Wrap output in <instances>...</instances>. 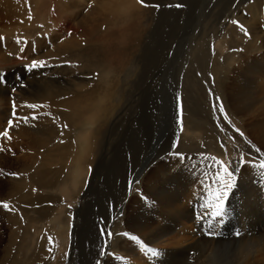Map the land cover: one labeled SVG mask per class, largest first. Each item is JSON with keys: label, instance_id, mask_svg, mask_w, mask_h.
I'll list each match as a JSON object with an SVG mask.
<instances>
[{"label": "rangeland", "instance_id": "rangeland-1", "mask_svg": "<svg viewBox=\"0 0 264 264\" xmlns=\"http://www.w3.org/2000/svg\"><path fill=\"white\" fill-rule=\"evenodd\" d=\"M134 1L137 2V10L134 7L126 10V4H131L127 0H90L86 3L88 6L84 14L95 2H106L107 10L113 7V16L129 19L124 25L109 26V32L105 30L106 36L107 33H114L115 36L105 42L106 46L97 44L101 55L95 56L92 50L91 54H82V57L37 58L36 61L46 63L34 68L30 65L35 60L27 59L21 63L20 72L11 71L10 79L17 78L20 88L23 86L21 89L28 91V97L38 83L30 84L24 78L37 74L33 71L41 69L43 71L37 77L56 79L69 90L66 99L74 101L72 98L79 96L76 99L79 103L84 97L91 98V105L83 118L78 120L75 117L69 126L62 118L70 110L64 98L53 108L48 104L21 100L18 90L8 86L9 90L5 92L7 99L3 98L4 107H0L7 110L6 115L10 113L4 118L5 126L0 132V180L25 177L28 181L26 192H37L39 198L29 202L21 191L7 194L6 184L4 189V185L0 186V192L6 191V194H0V202L8 204L4 207L0 203V254L7 242L9 229L16 227L17 222L23 225L17 240L19 246L12 248L8 264L16 259L21 264H38L34 254L43 233L52 236V246L40 264H133L131 260H126L129 258L123 249H120L121 253L114 252L120 244V237L128 239L127 243H131L147 264H167L170 250L152 241L151 244L152 233L143 235L137 228L138 222L145 217L152 216L156 220V209L162 207L160 202L164 200L158 193L161 185L165 186L171 200L181 199L187 206L191 233L203 238L200 244L189 246L190 249L185 245L184 258L182 255L180 259L174 256L173 261L178 264L207 261L209 252H202L205 247H217L214 251L216 257L228 252L233 258L240 243L264 235V174L251 163H240L242 157L246 161L258 162L261 153H264L262 149L260 152L254 149L260 146L252 138L253 134L258 135L254 124L258 115L261 113L257 123L264 119V109H257L259 105L253 104H264V91L249 85L248 74L242 71L254 63L264 69V48L258 53H247L246 47L254 45L255 39L252 40V34H244L240 20L234 14L239 9V15L251 18L249 5L255 0ZM260 13L264 18L263 8ZM260 29L264 31V22ZM257 44L260 46L261 42ZM85 45L91 46L88 39L86 42L82 40V46ZM206 47L210 49L209 54H200ZM75 49L80 51V48ZM251 56L256 58L248 59ZM86 61L91 65H86ZM3 73L6 74L5 71ZM256 73L258 69H254ZM5 74H0L2 83L9 78ZM28 84L31 86L28 87ZM221 103L225 109L227 104H240L242 112L232 114L225 109L222 111L219 108ZM98 109L102 111L96 115ZM249 110L253 111L245 112ZM233 116L241 118L244 123L236 122ZM30 121L33 124L42 121L51 123L56 127L55 132L48 146L43 151L41 149L39 157L33 155L31 169L17 172L5 160L8 158L12 162L22 152L10 151L3 143L4 133L13 134L12 129L16 125ZM99 122H102L101 132L99 136L97 134L94 150L81 153L84 142L92 139ZM68 143L72 144V150L76 146L78 150L74 149L68 158L60 154L52 155L61 153ZM23 147V151L28 150L26 145ZM246 147L255 151H247ZM52 159L55 161L53 166L61 169L58 172L61 178L56 177L58 181L52 182L55 188L50 190L56 194L57 200L48 201L45 195L49 190L39 185L31 189L34 183L30 176L34 178L35 172L41 170L36 167L40 166V162L47 163ZM80 159L84 160V164ZM217 160L229 163L231 168L239 165L235 187L224 202L222 217L212 216V209L205 207L219 187L214 181L215 174L220 170ZM46 165H41L43 170L50 166ZM164 166L179 173L175 181L178 183L166 181L164 171L162 174L160 171ZM81 169H88L89 172H81ZM244 171L249 172V176ZM42 206L50 209L43 208L38 215L37 210ZM64 224L67 230L63 233L61 227ZM119 225L129 230H119ZM108 232L112 233L111 237ZM132 236L138 237L147 247L156 249L158 254L147 252ZM160 249L166 254H162Z\"/></svg>", "mask_w": 264, "mask_h": 264}, {"label": "bare ground", "instance_id": "bare-ground-1", "mask_svg": "<svg viewBox=\"0 0 264 264\" xmlns=\"http://www.w3.org/2000/svg\"><path fill=\"white\" fill-rule=\"evenodd\" d=\"M88 1L90 0H0V74H5L3 73L5 71L6 72L5 77H9V78L4 77L5 79H8L9 81L5 80L6 82L4 83L0 82V107H4L3 98L5 97V92L9 90L8 86H11L12 88H15L18 90V93L21 96L20 97L21 100L22 99L29 100L34 103L40 102L42 104H48V106H51L53 108H55L56 104H58V102L64 98V102L67 103V105H69V108H70L68 113L64 115L65 117H62L65 119L66 125H69V126L72 125V122H74L75 117L78 120H80V118H83L82 117L83 114L86 112V110H88L89 106L91 105V101H90L91 98L84 97V99L80 101L79 103H76L78 102L76 101V99L79 96L72 98L74 101H70V99H66L69 97V96L66 97V95L69 94V90L66 89L62 84H59V82L56 79H51L47 77H42L39 79V77H37V74L42 73L43 70L41 69L34 70L33 72L37 71V74H35L36 76L33 74L30 77L26 76L24 78L26 80H29L30 84L34 82L38 83L37 85L35 84L36 88L33 87L32 88L33 90L29 92L31 94L29 97L26 96V93L28 92L26 88L21 89L23 86H21L20 88L19 80L17 78L10 79V77H11V71L15 70L17 73L20 72L19 69H20L21 63L26 62L27 59L35 60L38 58V59L56 60V58L58 59L67 58L69 57V55L71 57H75V56L82 57V54L83 55L91 54L90 52H92V50L95 51V54H94L95 56L101 55L100 53L102 51L100 48H98L97 44L100 43L103 46H106L105 42L109 41L115 36L114 33H111V34L107 33L108 36H106L104 32L106 31L109 32V26L117 27L120 23H121L120 26L124 25L126 22L129 21V19L128 20H126L127 18L119 19L113 16L112 14H113L114 9L112 7L111 9L107 10L109 7L107 8L106 2H95L93 6H90L89 8L90 10L84 14V10H86V7L88 6V4H86L88 3ZM244 1H248V0H244ZM127 2H130L131 4H126L127 6L126 10L132 7H134L136 10L138 9L136 6L137 4L136 1L127 0ZM109 3L111 4V2ZM262 8L264 10V0H255L253 4L249 5V10H250L249 16H251V18H247V16H244V15H239L240 13L239 9H236L234 12L236 17L240 20V25L243 27L244 34L245 35L252 34V38H253L252 40L255 39L254 45H248L246 47L248 54L256 53V52L258 53L262 48H264V40H262L264 39V31L260 29V27L263 26V22H264L263 15L260 13ZM104 11H107V13H104ZM244 34H241V36ZM86 39H88V44L91 43V46L89 47L86 45L82 46V40L86 42ZM258 41L261 42V44H259L260 46H258L257 44ZM93 46H96V48L95 49L91 48ZM208 47H206L205 50L202 49L201 52L199 53L209 54L210 49ZM75 48H80L81 52L79 51V49H75ZM253 58H256V56H251L248 59L253 60ZM86 65L90 66L91 64L86 61ZM260 68H261V65H259L258 63L256 65L254 63L252 65L249 64V66L246 69H243L242 71L248 74V78L250 80L249 85L263 92L264 88L262 86H263L264 69H260ZM254 69H258V73L254 74ZM30 84H28V87L31 86ZM90 95H91V92H90ZM238 105L241 106L240 104H227L226 109L225 107H223V111L225 109V111H229L232 114L236 112H242V108H240ZM255 105H259L257 109H264V104H253V106ZM0 109L2 111V113L0 111V132H1V128L5 126L4 118L8 116L10 113L6 115L7 110L5 108L4 109L0 108ZM101 111L102 109H98L97 111L98 114L96 115H99ZM251 111L253 110H249L245 112H251ZM3 113L5 114V116L3 115L2 117L1 115ZM260 115L261 113L258 115L257 121L254 122L255 126L258 128V131H257L258 135L253 134L252 138L257 143V145L260 146V147H254V149L260 148V150L262 149L264 151V119H262V121L259 120V123H257ZM100 117L102 118L103 116H100ZM233 118L234 120L236 119L235 121L238 123H241L242 121L244 123V120H242L241 118H238L235 116H233ZM101 123L102 122H99L98 126ZM16 126L17 127H14L12 129V131H14L13 134L12 133L9 134L10 133L9 132L7 135H5L6 136L5 139L4 138L2 139H4L3 143H6V145L10 148V151L20 150V152H22V155L19 157H16L15 159L13 158L14 160L12 159L13 160V161L11 160L12 162H10V159L8 158L5 160L6 163H8L11 167H13L15 171L18 172L19 170L25 171L26 169H29V168L31 169L32 166L30 164H32L34 156L39 157V155L42 153L41 149L43 151V148L45 149V147L48 146V144L50 143L49 142L50 138H53L52 133L55 132L56 127H54V125L51 123H46L45 121H42L40 124L39 123L33 124V122L30 121L24 125L18 124ZM63 126H64V123H63ZM98 126L95 132L96 135L93 133L92 139H90L87 143L85 141L84 142L85 145L82 147L81 150L79 149L81 153L84 151H85L84 153H87V152L90 153L91 151L94 150V145H96L97 137L100 135V132H101V130H99L101 125L99 127ZM206 128L208 130V127ZM61 130H64V129H61ZM62 133H64V131ZM93 139L94 141L92 142ZM23 145H26L28 147V150L23 151V148H24ZM76 147L75 148L73 147V150L74 149L78 150ZM63 148L64 149L63 151H61V153H58V154L55 153L56 155L55 154H52V155L57 156L60 154L62 157H66V158H68L70 154L72 155L73 150L71 149L72 148L71 143L65 144ZM246 149L247 151H250V152L255 151L251 147H246ZM31 152H34V154H31ZM44 155L43 157L46 158L45 157L46 155L45 156ZM75 155H76V152H75ZM87 157L89 158V156ZM72 158H75V156ZM84 160H86V158ZM84 160L80 159L79 161H82L84 164ZM76 161L77 160H75V163H77ZM51 162L48 161L46 163V161H43V162H40L41 164L39 163L40 166H36L38 168L40 167L41 170L40 171L37 170V172H35L36 173L34 174L35 179L33 178V176L32 177L30 176L32 182L34 183V184H31L30 188L32 189L33 186L35 185H39L42 187L44 186L47 188L45 190H49V191H46L47 192V195H45L46 200L48 199L57 200L56 194L51 192L50 190L52 189L54 190L55 187H54V183L52 182L58 181L56 177H59L58 172H60L61 169H57V167L53 166L55 162L54 159H52ZM35 163H34V166H35ZM44 164H47L46 166L50 165L49 168L43 170L42 166ZM85 164L87 165V163ZM75 166H77V164ZM170 168L171 167H167V166L162 167L160 169L161 174L164 171V177L166 178V181L178 183L175 181L178 180L179 173H177L176 171L174 172L170 171ZM87 170L81 169V172H84V173L85 171L89 172ZM245 173L247 174V176H249V172L247 173L246 171ZM46 174H48V176H45ZM68 175L70 176V174ZM82 175L84 176V174L81 173V176ZM76 176L77 175H75V177ZM63 181L65 182V180ZM0 182H1L0 186L4 185L3 189L6 184L7 194L21 191L22 196L25 197V199H27V201L29 202H32V201L35 202L36 200L39 199L36 191H35L36 194H34V192L30 189H28L30 191L26 192L25 188L27 186L28 181L25 177H20L17 179L12 178L9 181L0 180ZM80 185L81 184H79V186ZM183 185H184V188L187 187V183ZM56 189H57V186H56ZM2 192L4 194L6 191L5 192L1 191L0 192L1 195H3ZM158 193L160 194V196H163L162 198H164V200L160 202L162 207L159 210L156 209V211L158 212V216L156 220L152 219V216H149L148 218L145 217L144 220L140 219L141 220L140 222L137 221L138 222L137 228H138L139 233L142 232L143 235L145 234L150 235L152 233V237L149 240L151 244L153 242L159 245L160 247L167 248L170 250V254H169L170 259L168 260L167 264H178V262L173 261L174 256H176V259H178L180 255H182L181 257H183L185 255L183 254L185 245L187 248L190 249L189 246L193 244H200L201 241H203V238H199V236H197L195 233H191L193 232V230H192L191 224L189 225L188 223V221L191 220V218L189 216L187 206L183 203V201L181 199L171 200L172 197L167 195V190L165 189V186L163 185H161V187L159 188ZM29 195H31L32 197H29ZM41 196H44V195H41ZM157 198L159 199V195H157ZM38 202L41 203L40 201ZM22 206H20V208H22ZM36 208L38 209V207ZM43 208L44 206L40 207L39 208L40 210H37L38 215L39 213H42ZM47 209H50V207H47L45 210ZM17 214L21 215L19 211H17ZM172 220H176V221H172ZM15 226L16 227L10 228V229L7 226L9 229V234H8L7 242L5 246L3 247L2 252L0 254V264H8V260L10 258L12 248H14L15 246H19L17 240H18V236L20 235V232L22 230L21 228L23 227V225L21 226V224H18L17 222ZM61 229H62V232L64 233L67 230V225L64 224L61 227ZM119 230H126V227L120 226ZM50 236L48 233H43L38 239L37 247H36L35 254H34L35 259L38 262V264H40L41 260L44 259V257L48 255V251L51 250L52 241H51ZM120 240H121L120 244L119 245L117 244V251H114V252L121 253L120 251L122 250L120 249H123L127 258H129L126 260L128 261L131 260L130 262H133V264H147L143 259H141L136 249L132 247L131 243L130 242L127 243L128 239L126 240V238L120 237ZM151 244L149 246H151ZM216 248L217 247H214V248L210 247L207 249L205 247L202 250V252H209V255L206 256L207 261H202L201 263L198 262L195 264H264V235L259 236L258 238L248 239L247 241L240 243L236 251H234L236 255H234L233 258L231 257L232 255L231 254L229 255L228 252H226L224 256L216 257L214 253ZM160 251L162 252V254H166L162 249H160ZM212 256L214 257L213 259L211 258ZM12 264H21V263L19 262L18 259H16L15 261L12 262Z\"/></svg>", "mask_w": 264, "mask_h": 264}, {"label": "snow or ice", "instance_id": "snow-or-ice-1", "mask_svg": "<svg viewBox=\"0 0 264 264\" xmlns=\"http://www.w3.org/2000/svg\"><path fill=\"white\" fill-rule=\"evenodd\" d=\"M140 2L143 3L144 0H140ZM176 6L180 7L181 5H176ZM234 23H237V22L234 21ZM45 63L46 62L44 61H33L30 67L34 68V67L43 66ZM28 107L37 108V107H40V105H28ZM223 107L224 106L222 103L219 104V108L222 111H223ZM226 116L227 114L225 113V117ZM24 119L27 120V117H25ZM237 131H239V129H237ZM4 135H7V133H4ZM241 135H243V133H241ZM257 152H260V149H257ZM180 155H183V154H180ZM217 163L220 166V170L217 171V173L215 174L214 181L217 185H219V187L212 194V201L209 204L205 205V207L212 209V212H211L212 216L222 217L224 215V202L226 201L229 192L235 187L236 172H237V168L239 167V165H237V168H231L230 164L226 163L223 160H217ZM240 163L241 164L251 163L254 168H258L261 171V174H264V153H261L258 159V162L252 161V160L246 161L242 157ZM12 175H17V174L13 173ZM0 203H3L4 207H8L7 203L5 202H0ZM201 219H203V216H201ZM111 235L112 233L108 232V236L111 237ZM125 235H128V234L125 233ZM131 238L139 242L147 252L153 255L158 254V251L156 249L147 247V245H144L143 241H140L138 237L132 236Z\"/></svg>", "mask_w": 264, "mask_h": 264}]
</instances>
